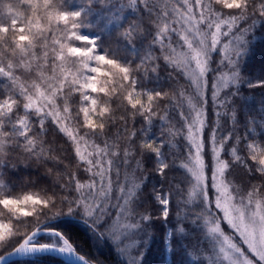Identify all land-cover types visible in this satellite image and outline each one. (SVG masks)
Here are the masks:
<instances>
[{"label": "snow or ice", "instance_id": "6c2138e0", "mask_svg": "<svg viewBox=\"0 0 264 264\" xmlns=\"http://www.w3.org/2000/svg\"><path fill=\"white\" fill-rule=\"evenodd\" d=\"M19 3L26 9L6 4L8 20L0 21V164L18 153L29 165L43 168L52 186L14 196L0 171V206L10 214L8 222L0 218V245L23 239L8 255L56 251L87 264L62 232L42 231L46 223L41 216L52 222L79 214L93 231L104 229L118 238L146 232L153 216L141 204L142 185L151 171L164 181L160 190L152 189L164 218L174 193L181 197L178 204L199 209L186 211L165 232L166 245L174 234H186L183 220L191 217L212 245L209 264H264V139L252 135L257 127L253 116L247 118V134L238 135L236 108L238 85L245 80L240 72L247 50L244 33L264 20V0H112L105 11L96 5L106 0H86L75 8L71 0ZM125 8L134 18L125 19ZM93 13L104 24L100 32L115 21V40L107 46L99 36L81 31L96 27L89 19ZM213 52L226 61L227 72L221 64L212 66ZM162 66L169 78L174 72L187 85L177 80L167 90L149 87L146 82L158 77ZM210 73L214 113L208 109ZM262 86L264 79L247 84ZM220 89L228 91L221 95ZM157 122L158 138L149 135ZM259 127L264 128V120ZM57 139L63 141L59 147L54 146ZM179 139L187 150L179 164L183 179L176 181L169 175L176 160L169 155ZM165 184L167 195L162 194ZM114 187L119 192L115 204ZM32 217L36 231L23 236L14 231L15 223ZM41 234L54 242L38 243ZM142 256L129 264H140Z\"/></svg>", "mask_w": 264, "mask_h": 264}, {"label": "trees", "instance_id": "16d2710c", "mask_svg": "<svg viewBox=\"0 0 264 264\" xmlns=\"http://www.w3.org/2000/svg\"><path fill=\"white\" fill-rule=\"evenodd\" d=\"M112 0H106L105 5H100L97 3V8L105 11L111 5ZM120 3L127 4L128 0H120ZM6 4H12L16 7H19L20 10H25L26 6L21 5L19 0H0V21L7 22V10L5 8ZM86 4V0H71L70 7H77L78 5ZM108 18L111 19L112 13H106ZM95 13L90 16V21L96 25L93 29H82L81 31L89 36H99V43L101 45L107 46L110 43L114 42V29L115 21L108 24L105 32H100L99 28L104 27L103 23H97L95 20ZM122 15L125 19L130 20L134 18L135 13L129 8H125ZM248 24H251V21H248ZM248 24H241L240 27H247ZM112 33V34H110ZM239 35V33H236ZM244 39L247 40L246 52L243 55L242 61L240 63V72L245 77L244 82L238 85V90L241 93L240 97L236 98V108L238 113V118L240 125L237 129V133L240 136H245L247 134V118L253 116L256 118L257 127L255 132L252 134L257 141L264 139V128L259 127V121L264 120V86L248 88L247 84L254 80L264 79V20L259 21L257 24L251 27V29L244 33ZM77 45L82 42H76ZM223 43H228V40H223ZM158 47V46H157ZM213 63L212 66L215 67L217 64H221V70H227L223 67L221 60V54L219 52H213ZM168 71L164 66L161 67V70L158 74V77L148 80L146 83L149 87H159L165 86L166 90L168 85L179 81L181 84L187 85V82L183 77L177 76L176 73H172V77L169 78ZM50 74V73H49ZM212 75L209 74V90H208V109L210 112H215V109L211 103V79ZM3 78H0V90L3 89ZM228 89H220L221 95L227 92ZM96 95V94H93ZM101 96L103 94H100ZM78 99V97H77ZM118 103V101H117ZM116 107V104H113V108ZM163 107V106H161ZM185 110H187V105H185ZM223 113L224 109H220ZM163 114V113H161ZM117 116L120 115V112L117 111ZM178 119V117H176ZM212 119L215 120V115L212 116ZM160 122H157L149 132L150 136H155L158 138L160 131ZM227 126L231 127V122H227ZM141 124L136 123V128L139 129ZM115 131V129H113ZM52 134H49L48 139L52 140ZM63 144L62 140L57 139L55 141V147H59ZM186 143L183 139H179L175 149H172V153L169 155V160H176V169H173V172H170V176H174L176 181H181L183 179L181 173L182 169L179 168V164L182 161L183 154L186 153ZM167 152L168 149H165ZM223 155V153H222ZM14 165V167H13ZM147 169L152 167L151 161L146 164ZM146 169V171H147ZM0 171H2L9 181V189L11 194L23 195L26 192H31L33 194L40 193V189L50 188L52 186L51 179L44 174V169L36 168L35 164L29 165L26 162V158L19 155L18 153H12L10 158L7 159L3 164H0ZM116 177L113 175V180L115 181ZM123 179V171L121 174V180ZM140 179H144L143 176ZM28 181V183H25ZM140 180H137L139 183ZM164 184L158 174L151 171H147V178L145 184L142 185V206L148 207L153 220L151 221V226L147 228L146 232H141L135 236V245L133 247L132 253L134 257L138 256L140 252H143L141 257L140 264H209V257L212 256L211 244L207 239L202 237L196 228V224L192 223V218L189 217L186 220H183V224L186 227V234L184 236L174 234L171 238L170 250L168 253V258L165 249V232L169 229H174L178 219L183 218V214L192 211H199V209H193L191 205L185 208L183 203L178 204V200L181 199L175 193L171 196L169 204V216L164 218L162 215L163 206L157 204L152 198V189L156 190L161 189V185ZM187 189L189 186L184 185ZM169 185H163V195L168 194ZM118 188L114 187L113 190V199L112 203L115 204V195H118ZM186 199V195L183 197ZM57 208H61V205L58 203ZM54 209L53 211H55ZM63 210L66 212L67 205L63 206ZM180 213V217L177 216V213ZM115 210L112 212V217L115 216ZM9 213L7 209H4L3 206H0V218L4 219L5 222H8ZM48 215H51L50 213ZM222 216V215H221ZM15 220V218H12ZM24 219V218H22ZM40 221L46 223L45 228H52L58 230L64 234L66 238L69 239L71 243L74 244L77 252L81 253L87 259L97 263V264H127V262L122 257L118 246L112 239L108 236V232L104 229H99L93 231L89 223H86L79 214L75 218L72 217H63L56 219L52 222H48L46 217L41 216ZM222 229L231 235V230L226 226L225 223L221 225ZM34 228H36V218H27L26 223H15L14 231L18 230L19 233L29 234ZM25 238V237H24ZM20 239L17 242H14L9 245H0V255L11 250L17 244L21 242ZM38 242L44 243H53V237L50 235H42L38 237ZM237 242H239L237 238ZM201 253H203L201 255ZM7 264H68L63 260L55 258L50 255H38L34 257H26L22 259H17L11 261Z\"/></svg>", "mask_w": 264, "mask_h": 264}, {"label": "water", "instance_id": "95a60500", "mask_svg": "<svg viewBox=\"0 0 264 264\" xmlns=\"http://www.w3.org/2000/svg\"><path fill=\"white\" fill-rule=\"evenodd\" d=\"M50 229L52 228H43L42 231L44 232H47L49 231ZM36 231V228H34L30 233L29 235ZM41 235H44V234H41ZM26 238V237H25ZM23 242V240L21 241ZM20 242V243H21ZM19 244H17L15 247H18ZM60 246V245H59ZM57 245V247H59ZM14 247V248H15ZM14 248H12L11 250H9L8 252H5L3 254H1L0 256H4L5 257V260L0 262V264H7L11 261H14V260H17V259H22V258H26V257H32V256H35V255H50V256H53L55 258H58V259H61L63 260L65 263H68V264H85V261L83 260H80L78 259L77 257L75 256H68V255H65V254H61L59 252H56V251H44V252H36V253H31V254H28V255H19V254H15V255H12V256H9L8 253L9 252H12L14 250ZM77 255H82L80 254L79 252H77ZM83 256V255H82ZM85 258V260L87 261V264H96L95 262H92L90 260H88L85 256H83Z\"/></svg>", "mask_w": 264, "mask_h": 264}, {"label": "rangeland", "instance_id": "374dc122", "mask_svg": "<svg viewBox=\"0 0 264 264\" xmlns=\"http://www.w3.org/2000/svg\"><path fill=\"white\" fill-rule=\"evenodd\" d=\"M223 71L227 72V70H223ZM225 224L229 228L227 223H225ZM225 234L227 235L226 232H225ZM108 236L112 239V241H114L116 243V245L118 246V249H119L122 257L127 262V264H129L130 259H132L134 257V254L132 253V251H133V247H134L133 245H135V243H134L135 238L134 237H130V238H127V239H125L123 237H119L118 238L117 236H114V235H112L110 233L108 234ZM165 249H166V254H167V258H168V253H169V250H170V246L166 245V243H165ZM211 249H212V245H211Z\"/></svg>", "mask_w": 264, "mask_h": 264}, {"label": "bare ground", "instance_id": "6f19581e", "mask_svg": "<svg viewBox=\"0 0 264 264\" xmlns=\"http://www.w3.org/2000/svg\"><path fill=\"white\" fill-rule=\"evenodd\" d=\"M77 251V250H76Z\"/></svg>", "mask_w": 264, "mask_h": 264}]
</instances>
